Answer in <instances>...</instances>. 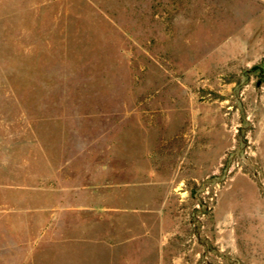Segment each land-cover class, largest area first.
<instances>
[{"label":"rangeland","instance_id":"1","mask_svg":"<svg viewBox=\"0 0 264 264\" xmlns=\"http://www.w3.org/2000/svg\"><path fill=\"white\" fill-rule=\"evenodd\" d=\"M0 264H264V0H0Z\"/></svg>","mask_w":264,"mask_h":264}]
</instances>
